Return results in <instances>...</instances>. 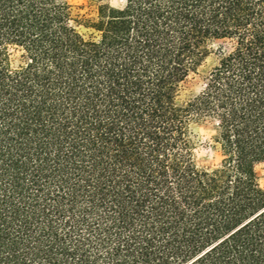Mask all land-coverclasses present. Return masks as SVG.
<instances>
[{"label":"trees","instance_id":"16d2710c","mask_svg":"<svg viewBox=\"0 0 264 264\" xmlns=\"http://www.w3.org/2000/svg\"><path fill=\"white\" fill-rule=\"evenodd\" d=\"M88 5L0 0V264H264V0Z\"/></svg>","mask_w":264,"mask_h":264},{"label":"rangeland","instance_id":"374dc122","mask_svg":"<svg viewBox=\"0 0 264 264\" xmlns=\"http://www.w3.org/2000/svg\"><path fill=\"white\" fill-rule=\"evenodd\" d=\"M74 9L81 8V11L89 9L88 0H67ZM125 0H110V5L114 8H122ZM213 62V58L209 57L205 66L201 67L196 73L190 74L183 83L186 95H196L203 87L204 79L202 70H206ZM214 124L207 122L196 130V160L201 167L218 166L221 156L219 145L214 141ZM260 187L264 190V160L255 166Z\"/></svg>","mask_w":264,"mask_h":264}]
</instances>
